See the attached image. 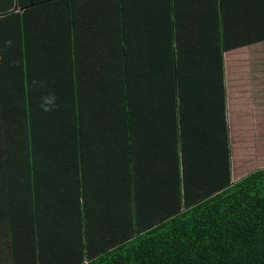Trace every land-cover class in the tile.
Here are the masks:
<instances>
[{"label": "trees", "instance_id": "obj_1", "mask_svg": "<svg viewBox=\"0 0 264 264\" xmlns=\"http://www.w3.org/2000/svg\"><path fill=\"white\" fill-rule=\"evenodd\" d=\"M114 3L118 14L119 3ZM5 10L0 15V170L9 165L7 177L21 170V178L33 183L39 173L44 174L51 206L47 210L27 195H6L0 210L8 223L0 264H264V167L231 182L228 143L223 137L224 169L221 179L215 180L206 163L219 157V150L207 147L217 149L218 140L195 138L192 147L178 126L163 141L174 157L173 179L162 183L144 171L136 175L140 160L142 168H153L152 146H157L158 154L162 141L158 135L157 142L140 141L152 111L138 108L135 98L147 78L139 74L137 57L125 53L118 31V45L110 42L103 57H94L99 50L87 57L79 53L68 34L66 47L61 31L55 45L63 47L44 50L54 56L34 55L26 53L20 37L5 49L1 37L9 16ZM59 12L66 17V11ZM44 13L47 17L50 11ZM160 21L169 26L167 10L161 11ZM119 28L116 23L115 30ZM103 38L92 35L96 44ZM164 44L165 65L171 57L169 66L181 78L187 51L194 52L201 43L190 49L170 40ZM229 47L218 38L216 45L206 49L215 69H222L223 53ZM33 79L43 80L45 86L33 87ZM49 93H55L58 106L44 112L40 97ZM156 125L157 132H164L158 118ZM192 188L203 190L202 197L187 193ZM176 195L188 206L176 210ZM47 212L63 233L59 244L36 235L40 217ZM4 218L1 227L6 225ZM70 221L77 229L85 222L83 240L70 238ZM109 222L103 237L96 236L97 229Z\"/></svg>", "mask_w": 264, "mask_h": 264}, {"label": "crops", "instance_id": "obj_2", "mask_svg": "<svg viewBox=\"0 0 264 264\" xmlns=\"http://www.w3.org/2000/svg\"><path fill=\"white\" fill-rule=\"evenodd\" d=\"M114 2L116 0H52L49 4L45 0H0V11L6 9L5 13H9L7 27L1 37L6 41L20 37L26 53L52 57L54 55H47L44 50L54 47L59 51L62 45H55V41L58 42L61 31L66 47L64 35L68 34V39L75 45V50L79 49V53L85 52L87 57L99 50L94 57H103L106 50L109 51L110 42L114 45L118 43L115 40V31H118L125 53L129 58L137 57L141 70L139 74L147 78L135 98L138 108L152 111L146 117L147 131L140 141L157 142V135L162 141L160 153H156L157 146H152L150 160L154 162L153 168H142L140 160L141 166L135 168L136 175L144 171L147 176L161 178L162 183L173 179L174 157L163 146L167 145L163 141L169 140L172 137L169 130L178 126L184 132L187 144L192 147H195V138H211L212 142L218 140L217 149L207 147L208 151L219 150L220 156L212 158L211 164L209 160L206 163L211 165L215 180L221 179V170L224 169L221 157L224 152L221 151L223 137L228 143L231 182L254 170L250 165L264 163V0H117L118 14ZM62 9L66 11V17H61L59 11ZM163 9L170 16L168 27H163L160 21ZM44 11H50L49 16L44 17ZM142 12L146 13L145 17ZM116 23L121 27L118 30H115ZM92 35L104 38L96 44ZM218 38L227 41L230 46L223 53L221 70L215 69L217 66L212 57L206 55V49L216 45ZM167 40L183 44L187 49L194 43H201L194 52L187 51L186 65L180 71L181 78L174 74L173 66H169L172 65L171 57L170 64L165 65L166 56L161 50H165L164 42ZM45 43H48L46 47ZM145 61H148L147 66ZM156 118L159 126L164 128L161 134L156 130ZM150 148L149 144L148 153ZM176 154L178 157L181 152ZM261 167L264 166L257 168ZM5 168L0 170V210L8 194L35 197L47 210L50 208L51 200L45 190L49 181H45L44 174L39 173V178L33 183L29 178H21V170L12 178L7 177L9 165ZM245 170L248 172L244 173ZM177 173H180V165ZM179 192L182 190L179 189ZM202 192L195 188L187 191L198 199L202 197ZM176 196V210L188 206L180 196ZM20 205H23L22 201ZM164 210L171 212L165 207ZM8 212L14 213L9 208ZM95 217L96 214L91 221ZM4 219L6 225L0 226V249L5 242L3 235L8 224ZM46 223L48 227L45 230ZM70 223V238L75 237L76 240V236H80L83 240L84 224L77 229ZM110 225L111 222L101 225L96 236L103 237ZM40 226L36 235H43L52 243L63 234L49 212L40 217ZM101 242H104L103 238Z\"/></svg>", "mask_w": 264, "mask_h": 264}, {"label": "clouds", "instance_id": "obj_3", "mask_svg": "<svg viewBox=\"0 0 264 264\" xmlns=\"http://www.w3.org/2000/svg\"><path fill=\"white\" fill-rule=\"evenodd\" d=\"M4 43H5V49L10 48L12 46L11 40H7ZM31 84L33 87H41L42 88L45 86L43 80H37V79H33ZM56 101H57V97H56L55 93H49L48 95H44V96L40 97L39 107L44 112L53 111L58 106Z\"/></svg>", "mask_w": 264, "mask_h": 264}, {"label": "rangeland", "instance_id": "obj_4", "mask_svg": "<svg viewBox=\"0 0 264 264\" xmlns=\"http://www.w3.org/2000/svg\"><path fill=\"white\" fill-rule=\"evenodd\" d=\"M263 157H264V156H263ZM249 162H250V160L248 161V163H249ZM235 165H236V164H235ZM259 166H264V163H259V162H257V163H255V165H253V166L250 165L249 167H250L251 169H253V168L255 169V168L259 167ZM237 170H238V169H237ZM246 171H247V170H245L244 173H245ZM248 171H249V169H248ZM248 171H247V172H248ZM239 175H240V174H239Z\"/></svg>", "mask_w": 264, "mask_h": 264}]
</instances>
